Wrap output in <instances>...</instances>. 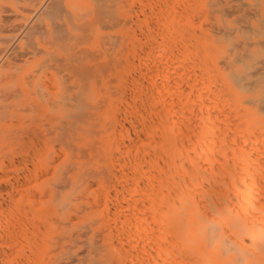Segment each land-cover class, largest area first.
Wrapping results in <instances>:
<instances>
[{
	"label": "rangeland",
	"instance_id": "374dc122",
	"mask_svg": "<svg viewBox=\"0 0 264 264\" xmlns=\"http://www.w3.org/2000/svg\"><path fill=\"white\" fill-rule=\"evenodd\" d=\"M139 1L140 0H117V4L121 6V7H119L117 5L118 6L117 7L118 8L117 9V17L119 19V22L117 21L119 23L118 26H117V24H114L115 22H112V23L110 22V24L108 22L106 24H108L109 27L106 28V26H108V25H103V27H105V28H103V27H100V24H105V23L96 21V22L92 23L91 28H89L87 31H85V35L88 37L90 35V37L87 39L84 38L85 39V40L83 39L84 42H82L80 45H78V47L83 49L84 52L88 53L86 63L94 62V60L101 62V63L105 62L104 64H105L106 70L104 69L103 72H101L97 77H95V78L92 77V82L90 83L91 90L89 89V91L86 93V95H84V97L82 96V99L80 100V102H82L81 105H83L82 106L83 108L82 107L79 108V121L77 122V124H75V127L73 128L74 130L73 129L71 130V137L68 140V142H66V143L64 142V144H62V143L57 142V141L55 142L52 139V142H54V143H51V140L47 143H43L42 138H40L41 139L40 140L39 138L36 137L37 134L35 135L36 138H32V136L29 135L30 140L27 139L25 145H19V148L14 151L13 155L8 154L7 158H3V159L1 158L2 156L0 157V169H1V171L5 172L6 174H8V173L10 174L12 172L11 170L14 171V174L12 172L11 176L10 175L4 176L5 175V173H4V175L2 174L3 178H0V194L2 193L5 195V196L0 195V197H1L0 208H3V210H5V211H3L2 209H0V219L3 217L1 219V222H0V228H2L1 229L2 232L0 231V238H1L0 239V252H1L0 253V264H166V260L165 261L162 260V259H164V257L162 258V255H165V251L168 248L167 246H170L172 244L176 245L177 244L176 240H178L175 237H173V234L171 236L168 235V237H167V236H163V233H162V238L159 237V235H161V232H165V231H163V228L165 226L163 227L161 225L164 220L162 221V223L155 221L158 218V217L156 218V215L158 214V212H157V214H155V211H157L156 210L157 207H158L157 209H159V207L161 206L160 208H162V210L160 212H162L163 217L167 216L170 212V211H168V212L165 211V207H164L162 197H161L163 194V193L161 194V192L165 193L163 195H167V191H168V187L165 188L166 187L165 184L167 185V183L169 182V181H167L169 178L167 177V173L165 172L167 170V167H171V170L175 169L174 173L171 172V174H174V175H176L175 174L176 170L178 172L180 167H181L180 171L184 172L183 175L188 174V172L185 173V171H190L189 168L191 169L193 167L194 168L196 167L195 173H196L197 169L198 170L200 169L198 174L203 173V176L200 175L202 177L199 180H201V182H203V183L207 181V183H205L206 185L205 184L204 185L207 186L206 188H208L207 184H209L210 182L213 183V179L211 178L212 177L211 174L213 173V171L212 172L209 171V173H208L206 170H211V169L213 170V168L218 170L220 166H221L220 168L223 170L222 167L225 168V166L228 165V168H225L227 170H224L226 172L222 173L220 171L218 172V171L214 170L215 171L214 176L220 175V174L225 175L228 172V170L232 168V166L234 168L235 164H236V166L240 165V166L235 168L237 171L234 169L235 170V171H233L234 173L233 172L231 173L230 172L231 170L229 171L232 174L231 176L234 177V179L229 178V175H230L229 173L226 174L224 177L220 176L222 180L224 179V182L222 181L224 183V185H225L226 180L232 179V180H230L231 181L230 183H232V185L228 181H227L228 183L227 182L226 183L229 186L230 190H231V187H235V190L239 192V193L238 192L236 193L234 188H232L233 191L236 193V194H234V192L231 190V192H233L234 195H237L236 198L238 199L239 196H240V198L242 197L241 193H244V192L240 191L242 188L241 187L242 182H241V184L239 183L240 186L238 183H237L238 185L235 184V185H237V188H236V186H233V184L236 183L237 181L240 182L239 180L242 181L243 176H244L243 174H245L243 172H246L245 175H247V171H248L247 168H245V169L239 168V167H244V166H241L242 164L243 165L245 164V166H246L250 162L249 157L247 155H249V153H250V157H252L251 155H253L254 153L258 154V155H256V154L253 155L254 159H255L254 163L259 162L261 160L262 161L264 160V157L262 156L264 153V151H263L264 149L259 150V151L257 150L260 147H262V148L264 147V145L260 146L262 144H258L261 142L264 144V142L261 141V139H264V134H263L264 132H262V134H260L261 131H264L263 130L264 129V109H262V108H264V101H263L264 100V0H194V1L193 0H165V1L164 0H157V1L156 0H142V2H139ZM14 2H15V5H14ZM0 3L3 5H6L8 7L9 6L12 7V6H17V4H20L22 2L21 1H12V0H0ZM93 3H94L93 0H77L75 5H74V10L78 14L79 13L82 14V17H81L82 20H92L93 19V13L91 10H93V6H94ZM138 6L140 8L142 7L143 9H139ZM149 6H150V8H152L151 9L152 11L154 10L155 12H158L157 14H159V15H156L155 12H154L155 14H153L152 11H149L150 8H149V10L147 8ZM158 6H160V7H158ZM158 8H160V9H158ZM147 11L149 12L148 14H147ZM181 12H182V14L180 15ZM133 13H134V15H133ZM144 13L146 14V16ZM150 13H152V15ZM139 14H140V16H139ZM120 15L121 16L125 15V16L121 17ZM143 15L145 17H143V19H142L141 16H143ZM176 15H180L181 19L179 20V16L177 18H175ZM132 16L133 17L135 16V18L139 17L137 23H136L137 18H136V20H134V18ZM123 17H124L125 21L123 20ZM121 19H122V21H121ZM129 19H130V21L132 20L133 22L127 21ZM157 19H159V20L157 21ZM44 20L47 21L48 18L44 17ZM143 20H144V22H143ZM126 21L128 23H126ZM169 21H171L172 23ZM133 23H134V26H132ZM185 24H186L185 29L188 28V30H190L189 31L190 33L189 32L187 33L183 29ZM113 26H115V27L113 28ZM122 26H124L123 28L125 30V31L123 30V32H122V28H121ZM130 26H132L134 28H131ZM177 26H179V27L183 26V28L181 27L179 29V27H177ZM175 27H177V28H175ZM116 28L119 32H116ZM130 28L133 30L130 31ZM182 29L185 31L184 34H183V32H181V31H183ZM191 30H193V33H194V31H196L195 33H196V35H198V38H196L195 41H192V42L189 39V38H191L190 36H188L189 38L186 37L187 34L191 35ZM139 31L143 35L142 38H138L139 37V35H138ZM167 31L168 32L172 31V33H167ZM79 34H82V31L79 30ZM200 34L201 35L203 34L202 37H200ZM129 35L131 37H128ZM163 35H164V38H162V37L160 38V36H163ZM168 35H169V37H168ZM177 35H178V37H177ZM180 35H181V37L184 36V38H186L185 41H182V39H181V41L179 40ZM113 36H115V37H113ZM118 36H121V37H118ZM127 37L131 38V41H134L135 39H137L138 41H136V43H133V42L130 43L129 42L130 39L128 40ZM105 38H107V39H105ZM113 38H116L117 40H119V42L117 40H115V42L117 41V44L115 43L116 45L115 44L113 45V43H112L114 41ZM124 38H126L125 40H126L127 44L125 43L124 46H122V43L124 42ZM147 38H148V40H147ZM151 38H152V40H151ZM166 38L168 41L166 40ZM105 40H107V43ZM155 40H157L156 42L158 44L156 42H154ZM163 40H165L166 42L164 41L165 42L164 43ZM137 42L138 43L141 42L140 44L143 47L140 44H138ZM176 42H178V43H176ZM179 42L181 43L182 46L180 45ZM182 42H184V43H182ZM155 43L157 44V47H156ZM159 43H161V45ZM125 45H126L127 49H125ZM135 45H138V47L134 48ZM128 47H129V49H128ZM166 47L169 49H167ZM176 47L178 49L180 48L179 51L183 50L182 54H179L177 52L178 49H176ZM121 48H122V50H121ZM141 48H142V50H141ZM171 48H172V50H170ZM146 49H148V50H146ZM152 49H154V50H152ZM155 49H157V50H155ZM86 50H88V51H86ZM197 51H201L200 54ZM191 53H192V55H190ZM119 54L121 55V57ZM176 55H178V56H176ZM182 55H183V58L181 59ZM122 56H123V58H122ZM147 56H149V57H147ZM108 57L110 59V63L112 62L111 63L112 65L109 63V59H107ZM196 57H197V59H196ZM171 58H173V59H171ZM192 58L194 61L191 60ZM171 60L174 62H172ZM117 61H118V63H117ZM123 61H124V63H123ZM132 61L135 63H133ZM108 65H109V68H107ZM110 65H111V67H110ZM28 67H29V65H27L24 69L21 70L22 74H26L28 72V70H27ZM201 69H202V71H201ZM208 69H209V71H208ZM211 70H212V72H211ZM165 71H168V72H165ZM252 71H253V73H252ZM68 72H71V71H68ZM68 72L62 71L60 73H57L53 69H48V70L42 71L40 73L39 79H40L41 83L51 84V83H53L54 78L56 76H59V75H62L64 78V81L61 85L53 84L51 86H53V91L56 88H59L58 86H60L61 89L63 88L64 91L61 90L62 91L61 95H63L65 98L64 97L59 98L57 96H51V97L46 98V99H42V98L37 99V101L41 105L46 106L45 108L47 110L46 111L47 114H49L52 117H57L59 114L63 115L65 113H69L70 110L73 108L71 105L73 104L74 100L72 98L70 99V97H72L78 91L79 80L76 77V74L74 72L73 73L75 75L73 76V74H72V76L68 78V76H70V75H68L69 74ZM199 73H200V75H199ZM66 74H67V76H66ZM137 74H139L138 77L140 78V80H138L139 78L137 77ZM191 74H192V76H191ZM141 75L143 76L144 79L142 78ZM207 75H208V77H207ZM215 75H216V77H215ZM168 76H170V78H168ZM200 76H202V77H200ZM176 77L178 80L176 79ZM204 77L208 78L209 80L207 79L205 81ZM198 78H199V80H198ZM239 78H240V80H239ZM211 79H212V81H211ZM173 80H175V81L177 80L176 82H178L179 80H181V81H179L180 83H176V82H173ZM201 80H203L206 84H204V82ZM251 80L253 82L255 81V83L250 84ZM107 81H110V82H107ZM21 82H19L18 84H20ZM141 83L142 84L144 83V84L142 85ZM159 83H160V85H157ZM170 83L173 84L175 87H176V85H178L177 88L171 86L174 88L173 90L175 91V93H173L174 91L171 90L172 88L170 87V85H171ZM187 83L189 84V86ZM213 83L217 84L218 87H220L222 85L221 83H223V86L225 87L223 89H226V92H229L231 95L229 93H225V94H227V97L226 96L224 97L225 94L222 93V91H224V90L221 88L223 86L220 87V89H222V90H219L218 87ZM199 84H200V86H199ZM211 84L213 86H211ZM219 84H221V85L219 86ZM137 85H139V86H137ZM144 85H145V87H144ZM68 86H70V87H68ZM168 86L170 89L168 88ZM215 87H217V88L215 89ZM27 88H28V90H31V87L29 85L27 86ZM211 89H213V91ZM179 90H181V91H179ZM161 91H163V92H161ZM208 91H210V92H208ZM180 92H181V94H180ZM171 93H173V94H171ZM155 94H156V96L158 95L157 97H159V98L155 97ZM176 94H178V95L176 96ZM203 94L204 95L206 94V95L204 96ZM228 94L230 96H232V98L229 96L232 99L230 101L235 100L236 106L241 107L240 109H243L244 112L247 111L248 116H249V112H250V115H252L251 113H253V117H251L253 119H251L249 117L252 120V122L254 120V115H256L255 118H257V119H255L254 121H256V123H258V124H256L255 127H257V126L259 127V125H261L260 126L261 131L257 132L255 130V133L257 132L258 135L254 134L252 136H250V135L246 136L247 131L243 130L245 127H242V126L238 127V128L242 127L243 129L242 128L241 129L235 128V127H237V125L240 122H242V120L244 121L243 118H246L247 115L244 116L243 118H241V116H243V115L239 114L241 110L238 109V107L235 109L240 110L238 113L239 116H237L238 114H237L235 109L234 110L236 112V115H230V113L234 112L232 110V108H234L232 106L234 103L233 104L231 102H230V104L228 103L229 101L226 99V98H228ZM150 95L152 97H150ZM66 98H69V99L66 100ZM190 98H191V101H190ZM224 98L226 99V102H225ZM230 98H228V99H230ZM233 98H234V100H233ZM58 100L59 101L61 100L63 103L62 110L58 109V107L60 105V102ZM171 100H172V102H171ZM173 100H175V101H173ZM209 100L212 102H210ZM217 100H219V101H217ZM199 101H200V103H199ZM223 102L228 104L227 106H230V107L228 108ZM173 103L175 105L179 104L178 105L179 107L177 105L176 106L180 109L182 107H185L187 104L188 105L190 104L188 107L189 110L185 111L183 109L184 110L183 111L181 109V111L185 114H187L186 112H188V113L190 112V113H192V116L190 113H189V116H188V114L186 116L182 115L181 119H183V117H187V116L189 118H185V122L181 121L180 116H179L180 113L177 114L175 112L177 110V108L175 110V108L171 107V104H172V106L174 105ZM185 103H186V105H184ZM182 104L184 106L180 107ZM167 106H168V109L171 107L170 111H168V112L166 111V110H168ZM156 108L161 109V110L160 109L158 110L161 112V114L157 113L158 111L155 112L157 110ZM162 108H165V109H162ZM185 108H187V107H185ZM16 109H17L16 110L17 114H19L22 117L28 116V115L29 116H31V115L37 116L38 115L35 112L32 113V112L28 111L26 108V105L22 106L20 104ZM229 109H231V110L229 111ZM80 110H82V111L80 112ZM164 110L167 113L165 116L169 115L172 110H173L172 113L175 112L174 114H170L173 116H171V117H170V115L167 116V119L169 117L170 122H168L169 119L168 120L166 119L163 121V122H166L168 125L170 123L172 125H174V123L177 124L176 127H174L175 125L173 126L174 128L172 127V125H170V127L169 126L167 127V125H165L166 123L164 124L167 128H169V129L166 128L167 132L169 130H171L172 128H173L172 131L176 130L173 132L172 135H169V136L163 135L164 133L159 132L161 130H165V127L161 123L162 121L160 120V118H162V120L164 118H166V117H164V118L160 117L162 115L164 116V114H165ZM217 110H218V112H217ZM243 110L241 112H243ZM205 111H207V112H205ZM225 113L230 115V116L226 115ZM157 114L159 116H157ZM155 115H156V117H155ZM38 116L40 118H44L41 115H38ZM174 116L176 119H179L180 122H179V120H176V119L173 120ZM236 116H237V119L239 117L238 124H237V119L235 120ZM225 117H228V118L226 119ZM205 118H207V119H205ZM229 118H231V119H229ZM153 119H156L159 122L154 121ZM234 120L236 122V125L233 126V124L235 123ZM172 121L173 122L175 121V122L172 123ZM195 121L198 122V124H196ZM246 121H247V119H246ZM249 122L250 123H248V124H249L250 128H252V126L255 125V122H253V123H251V121H249ZM153 123H155V124L158 123L157 125H159L161 123L163 125L164 129L162 127V129L158 131L163 136H160L156 132L158 129H160L158 127L159 126L161 127L162 125L156 126ZM207 123H209V124H207ZM226 123H228L229 126ZM244 123H245V121L243 122V125H244ZM152 124L156 127H154ZM195 124L199 125V126H196ZM222 124H224V125H222ZM230 124H232V125H230ZM146 125H148V126H146ZM151 125L154 128L153 129L150 128V129L152 131L154 130V133L156 132L155 135L160 136V137L154 136V133L148 128V127H151ZM207 125H208V127L214 126L212 128V131L215 133V132H217L216 130H220L217 132V134L220 132L222 135L218 141L217 139L219 137L217 138L216 137L217 134L215 135L212 132V137L215 135L214 139L217 138L216 140H217L218 144L213 138H212V140H214V145H216V147H214V148L216 150H218L217 151V153L219 152L218 154L217 153L214 154L215 152L213 151L214 150L213 147L211 149L209 146H208V148H207V146H205V145L210 144L209 141L212 142V140H210L211 136L209 137V135H207L208 133H211L210 131L209 132L206 131L207 133L203 134V132L205 133V130L203 131V128L207 127ZM216 125L217 126L220 125L221 127L222 126L223 127L228 126L229 128L231 127V130L230 129H228V130H230L234 133H237L238 131L242 130L239 132V134L240 133L242 134V132L246 131L245 132L246 134H243L242 136L241 135L240 136L235 135L237 137H235L234 135L227 137L228 135L225 134L226 131H227L226 133H229V135L234 134V133H232L230 131L228 132L227 129L225 131L223 130L224 131L223 132L221 130L223 128H220V126L218 128ZM239 125H241V124H239ZM193 126L195 127V129H197L196 127H198V130H199V128H201L200 126H202L201 130L199 131L200 133L203 131L201 133L202 136H201V134H199L200 136L196 137V135H198V133H196V130L194 132L191 131V130H194ZM249 126H247L248 129H249ZM128 127H129V129H128ZM208 127L206 128V130L209 129ZM255 127L252 128V130L255 129ZM258 127L256 129H258ZM147 128L149 130H147ZM186 128H187V130H186ZM215 128H217V129H215ZM234 128H235V130H234ZM146 130L149 132L151 131L152 133H148ZM73 131H74V134H73ZM145 131L147 132L146 133L147 137L149 136L151 138L144 137V136H146V134H144ZM162 132H165V131H162ZM176 132H178V133H176ZM250 132L254 133L252 131H250ZM168 133H170V132H168ZM223 133L225 134V136L223 135ZM73 135H74V137H76V139L73 138ZM186 135H188V136H186ZM204 135L208 136L209 141H207L208 140L207 136H205L206 138L203 137ZM218 135H220V134H218ZM261 135H263V136L261 137ZM126 136H127V138H126ZM167 136H168V138L171 136H176L177 138H180V139H178L179 142L176 141L177 140L176 137H175L176 140H174V138H172L173 140L168 139L171 143L170 146H166L168 150L171 147L173 149L174 144L177 146V148H180L179 146L181 145V147L183 149H185V151L187 153H190V156H191L192 154L194 155L197 153L198 150H196V149H198V148L202 149L205 146L207 148V150L211 149L210 151H212V152L208 151L209 154H208L207 150H205V148H204L205 151H203V152H199L201 150L198 151L204 157H206V158H203V161H206V164L201 163L200 160H202L201 159L202 155H200L199 153H198V156H196L198 158H196L195 156L192 155L193 158L191 159L192 156L191 157L189 155L187 156V153L185 151H183V149L181 148V150H179V152H180L179 155L181 157L185 156V157H187V159H190V161H192L194 159H195V161H196V159H200L198 163L196 162L199 165H196V163L194 162L192 167H189L188 165H191V162L186 159L185 161H187V162L189 161V163L186 162L187 163L186 164L184 162V164H183V162H182L183 160H181L182 158L177 155L176 159L179 160L178 158H180L182 164L179 163L178 165L176 164L174 166L173 163H171L172 158L171 159L169 158L170 150H169L168 156H166V153L162 152L163 148L165 147L163 144L164 143L163 140L167 139V138H165ZM223 136H224V140L222 139ZM253 136H254V138H253ZM128 137L130 139H128ZM192 137H194V138H192ZM226 137H227V139L232 137V139L231 140L228 139L229 142H227ZM245 137H247V138H245ZM260 137H261V139H259ZM158 138H160V140ZM162 138H164V139H162ZM197 138H200V139H197ZM237 138H238V140H237ZM35 139H36V141L39 140V142L38 141L37 142H38V144H41L42 146L37 145V142L35 143ZM153 139H154V141H153ZM155 139H157V141L158 140L159 141L162 140V141L159 143V141L157 142V141H155ZM194 139L198 140L197 141L198 143L201 142L199 140H203V141L209 142V143L203 144L204 145L203 146L202 143H205V142L202 141L200 143V145H199L200 147H199L197 145L196 140H194ZM247 139L249 141H247ZM255 139L257 141L252 142V141H255ZM33 140H34L35 144L33 143ZM134 140H136L137 142ZM193 140H194V142H193ZM220 140H221V142H220ZM28 141L31 143V145L29 144ZM69 141L72 144V145L70 144L71 148L69 146ZM117 141H120V142H117ZM172 141H173V144H172ZM174 141H175V143H174ZM223 141H225L226 142L225 144H227V145L223 144ZM231 141L232 142L234 141V142L232 143ZM182 142L184 145L182 144ZM219 142L223 144V145L220 144V146L222 148L223 147L226 148L229 144L231 145V146L229 145L230 149L228 148L227 149L228 151L226 150L227 152L225 150L222 151L224 154V157L230 155V154L226 155V153H231L232 151H233L234 155H233V153H231L230 157L228 156V158L226 157L224 159L223 154L220 152V150L222 148L218 146ZM240 142H242L243 144L247 143L248 145L246 144L243 146H245V147L248 146V147H246V148L242 147V144H240ZM248 142H252V143H248ZM236 143H239V144H236ZM255 144L256 145L258 144V145L256 146ZM28 145L30 147H32L34 145L36 146V147H32L35 150V151L33 150L35 153H36V148H38L37 146H41L42 151H40L41 147L39 148L38 151H40L42 154L39 153L38 154L39 157H35L34 152L31 151L32 148H31V150H29L30 148ZM250 145H254L255 147L254 146L250 147ZM23 146H24V149L22 151L21 148H23ZM27 146H28V148H27ZM122 146H123V148H122ZM143 146H145V147H143ZM233 146L234 147L236 146L237 148L233 149L232 148ZM239 146H240V148H239ZM258 146H260V147H258ZM141 147H143L145 150L143 148L141 149ZM168 147H170V148H168ZM218 147L220 148V150L218 149ZM252 147H254V148L258 147L256 149L257 151L253 152L255 150H251ZM26 148L29 151L26 150V152H24ZM242 148H243V150H246V151L248 148H250L249 149L250 152H247V154L245 152L246 156H244V151L240 154L237 152H234V151L241 152L239 150H241ZM137 150H138V152H137ZM139 150L141 152H139ZM175 150H174V152H175ZM191 150L195 151V153L192 152ZM30 151H31V155L29 153ZM260 151L261 152L263 151L262 154L260 153ZM156 152H158V153H156ZM179 152L176 151V153H179ZM257 152H259L261 154V156H259L260 154ZM137 153H138V155L141 156L142 162L145 161L148 164L149 168L152 166L150 168V172L152 171L151 173H152V175H154L153 177L151 176V174H149L150 172H148L145 168L147 166V164H145L146 166H144V164L142 162H140V163L138 162L139 165L141 164V166H142V167L139 166V168H138V166H137L138 163L136 162V158L138 157ZM181 153L183 154V156L181 155ZM237 154H238V156L240 155L239 158L235 157V155H237ZM26 155H27V157H26ZM208 155H211V157ZM217 155H220V157H221L220 161H222V160L227 161V159H228V161L231 160V161H229L231 166L229 165L228 161L226 163L227 165L224 163V161L221 162L222 165H220V163H219V165H215L216 163L218 164V162H215L214 164H212L211 162L215 161L219 157V156L215 157ZM21 156H25V157H23V159H21ZM32 156H34L33 158L36 161H34L32 159ZM135 156H136V158H134ZM173 156H175V154ZM207 156L209 158L214 159V160L211 162H208L207 160H209V158ZM231 156H232V159H231ZM243 156L245 158H243ZM255 156H257V157H255ZM166 157H167V159H169V161H167V159H165ZM220 157L218 159H220ZM240 157H241V159H240ZM247 157H248V160H247L248 163H245V161H244V163H241V162H243L244 159L246 160ZM24 158L25 159L29 158V160L23 161ZM141 158L139 157V161ZM252 158H250V159H252ZM143 159H144V161H143ZM173 159H174V157H173ZM176 159L174 161H177ZM204 159H206V160H204ZM233 159L234 160L236 159V161L239 159L237 161V162H239V164L237 165V162L235 163V161ZM30 160L33 162H31ZM232 160L234 161L233 165H232ZM240 160H241V162H240ZM6 161L10 164L9 166L6 165ZM21 161L27 162L29 164L23 163V165H22ZM30 162L33 163L34 165H32ZM132 162H134L137 167L134 165V163L132 164ZM261 162L256 163L257 167L253 163L255 165V168L252 167L253 164L252 165L250 164L251 166L249 164L247 165L248 167L249 166L251 167L250 168L251 170L249 169L250 172L252 171V169L254 171V169L259 170L261 168V170H259V171L255 170L257 174H255L254 178L252 176V175H254L253 171H252L251 175L248 173L249 176H244L245 177L244 182L245 181L248 182V180H249V178H251V176H252V178L250 179V181L255 180L256 176H257V179L260 176L261 177L264 176V175H262V172L264 171V169H263L264 166H262V165H264V163L262 162V164H260ZM177 163H178V161H177ZM24 164H25V166H24ZM30 164L32 167L34 166V169H32V167L31 168L29 167ZM204 164L206 167H208L212 164L211 165L212 167L210 166L211 169H210V167L208 169L205 168ZM224 164H225V166H223ZM133 165L136 167L135 169H134ZM179 165H181V166H179ZM182 165L187 166V168L182 166ZM200 165L204 166V168L206 170ZM143 166H144V168H143ZM198 166H200V167H198ZM215 166H216V168H215ZM19 167H21V168H19ZM24 167H25V172L23 170ZM121 167L124 169H122ZM176 167H178V169ZM17 168L22 169V170H18ZM233 168H232V170H233ZM14 169L17 171H15ZM26 169H27V171H26ZM151 169H154L155 171H153ZM162 169L165 171H163ZM262 169H263V171H262ZM6 170H8V171L6 172ZM9 170L11 172H9ZM132 170L133 171L135 170L134 171L136 173L135 175H138L140 180H141V177L143 176L144 183H146L144 186L145 190H146V187H148V183L151 182V181L150 182L148 181V180H150V176H151V179H153V178L155 179V180L154 179L153 180L156 182V185H157V183H158V185L154 186L155 183H152V182H154V181H152L151 182L152 184L150 183L151 187L149 186L148 189H151L153 187L152 189H154V190H152V192H150V193L148 192V194H146V191L143 188L144 183L142 184L143 181L142 180H141L142 182L139 181V179L137 178L138 176L136 177L137 179L135 178V176H132V175H134L133 174L134 172ZM19 171L21 173L23 172L22 173L23 176H21V173H19ZM127 171L129 173H127ZM16 172H18L20 175L18 176V174ZM28 172L31 174H28ZM156 172H157V174H160V175L162 173V175H161L162 177L158 178L157 174H156L157 177H155L156 175L154 173H156ZM191 172L193 173L192 170H191ZM237 172L242 173V174L239 173V175H243L242 179H241V177L237 178V174H238ZM144 174H146V175H144ZM204 174H207V176H209V177H207ZM12 175H16L17 179H14L15 177ZM147 175L148 176L150 175V176L148 177ZM179 175H180V173H179ZM176 176L178 177V179L176 180L177 181L176 183H178V182L180 183L181 180L178 181L180 176H178V174ZM181 176H182V174H181ZM188 176H186V178ZM200 176L195 175L194 178L191 176L192 177L191 179L196 180V177H200ZM131 177L136 179V180H134V179L132 180ZM144 177H146L148 179H146ZM183 177L185 180V176H183ZM226 177H228L229 179H226ZM24 178H25V181H29V182L26 183L24 181ZM29 178H30V180H28ZM156 178H158L160 181H156V180H158ZM207 178H208V180L209 179L211 180V181L209 180V183H208V180H206ZM236 179H238V180H236ZM259 179L257 181L255 180L257 183L255 181H253L256 183V185H254L255 183H248V186L252 184V185H254L253 186L254 188L251 186L249 188H246V187L242 188L243 191L247 190L248 191L247 193H250V194H253V191H254V190L252 191L251 188L255 189L254 194L256 193L255 196H257V197L252 195L250 198L249 194H243L244 197L249 195V196H247V200H246V198L243 197L244 199L243 198L238 199L241 201H238V200L236 201V198H234V201H233L231 199L232 194L229 191V189L227 188L228 191L224 190L227 186L226 187L224 186L225 188L223 189V187H222L221 189H223L225 193L227 191L228 192L227 194H229V192H230L231 197H230V195L226 196L227 194L225 195V197H226V199H228V197H230L229 199L232 200L234 203L232 201L231 202L233 204L231 202L230 203L227 202V203L229 204V206L232 204L231 208L233 210L236 211V209H238L240 211L239 214H238L239 211H236V213L239 215V217L241 219L244 218L245 216H247L248 224L251 222H257L263 226L264 224H263V222H261L263 218L260 216L264 215V211H262L264 209L263 208L264 207V201H262V200H264V194H262L263 193L262 192V190H263L262 185H264V180H259ZM12 180L13 181L15 180V182H16V180H18V181L16 183L15 182L13 183ZM20 180H23L25 182V184L23 181H21L20 183L22 185H20V183H19ZM169 180L171 181V179H169ZM184 180H182V183L180 184V186L184 183L183 182ZM204 180H206V181H204ZM10 181H11V183H10ZM113 181L116 183H114ZM233 181H235V182L233 183ZM258 181H259V183H258ZM159 182H160V184L162 182L165 187L161 186L162 184L159 185ZM173 182H171V183H173ZM185 182L187 183V180ZM189 182H188V184H189ZM261 182H263V184H261ZM117 183L120 185H118ZM169 183H168V185L170 187L171 183L170 184ZM186 183H184V184H186ZM192 183H190V185ZM199 183L200 182L196 183L194 181V185L190 186L191 189H190V187L188 188V193H189L190 197L193 199L195 197L199 196V194H200L198 191V188L201 189L202 186L204 188V185H202L201 183L199 184ZM17 184H18V186H17ZM257 184L258 185L260 184L259 185L260 187ZM13 185H14V187H12ZM141 185H142V187H141ZM214 185H209V187H211V190H212V186H214ZM158 186H160L163 191H160V193L157 194L158 196H155L156 194H153V193L159 192L160 188ZM215 186H217V184ZM244 186H246V185H244ZM139 187L142 190H144L145 192L143 193ZM154 187H156L157 191L155 190ZM192 187L194 190L192 189ZM239 187H241V188L239 189ZM163 188H165V190ZM258 188L259 189L262 188V190L261 189L259 190ZM28 189L31 191H29V193L25 192L26 196L23 195V197H22V194H24V193H20V192H23L24 190L27 191ZM215 189H216V187H215ZM12 190L16 194V196L13 195L15 198H13V197L11 198V196H12L11 193L13 192ZM189 190H190V192H189ZM217 190H219V189L217 188L216 191ZM249 190H251L252 192H250ZM149 191H151V190H149ZM200 191H202V190H200ZM256 191H258V192H256ZM141 192H142V195L143 194H145L146 196L148 195L149 199H147L148 197H145V195L143 198V196H141ZM213 192H214V190H213ZM115 193H117V194H115ZM197 193H199V194L197 195ZM217 193H221V192L218 191ZM257 193L261 194L262 196L257 195ZM137 194H139L138 197H137ZM238 194H240V195H238ZM8 195H10V196H8ZM111 197H112V199H111ZM154 197H156V199H158L162 203L157 202V200L155 201L157 203L152 202L151 200L155 199ZM137 198L143 202L142 203L140 201L138 202ZM254 198L256 200H252ZM9 199H10V201H9ZM144 199H145V201H144ZM166 199H167V197H166ZM166 199H165V201H166ZM248 199H249V204L251 203V205H253V206H250L249 204H247V202H245V201H248ZM7 200L11 204L9 207L12 206L13 208H9V207L7 208V205H9ZM149 200L151 201V206L148 205ZM230 200H226V201H230ZM242 200H245V201H242ZM250 200H251V202H250ZM252 201H254V204L252 203ZM255 201L258 202L259 205H257V203ZM236 202H240L241 204L245 203L242 205L243 206L245 205L243 208H246V209H244L246 211L242 210V207L236 208L237 207ZM15 203L18 206L15 205ZM143 203H144V205H143ZM140 204H142L144 206V208H145V204H146V209H142L143 206L142 207L139 206ZM233 205H235V206L233 207ZM246 205L250 206V208L255 207L254 205H257L256 211L254 209H251L252 211L249 212L250 209ZM260 205L262 206L261 209L259 208ZM117 206H119L120 209ZM148 206H150V207H148ZM154 206H157L155 208V210H153ZM25 207L31 208L32 211H31V209H28V208H26V210H24ZM138 207H141V208H138ZM151 207H153V208L150 209ZM20 208H22V209H20ZM147 208H148V210H147ZM163 208H164V211H163ZM247 208L249 210H247ZM11 209H12V211H11ZM46 209H47V211H46ZM257 209H259V210L257 211ZM41 210H43V211H41ZM48 210H50V211H48ZM149 210L151 211V213L153 211V215L149 212ZM260 210L263 212V214H262V212L261 213L259 212ZM255 212H257L258 215H259V213L262 215L258 216L257 214L256 215L253 214ZM172 214L170 213L169 216ZM175 214H174V216L172 215V217H170L171 222L173 221L172 220L173 218H175V217L177 218L178 215L177 214L175 215ZM185 214L186 215H184V218H185V222H186V220L189 221L188 219L190 216V212L185 211ZM162 216L160 214L161 219H163ZM259 217L261 219L260 222H258V220L256 221V219L257 218L259 219ZM160 218H158V219H160ZM176 218L174 219L175 221H176ZM164 219H166V218H164ZM120 220H121V222H119ZM143 220L145 223L143 222ZM168 220L166 222L164 221L165 224L170 222ZM7 221H8V223H7ZM175 221H173V222H175ZM137 222H138V224H137ZM154 222L155 223L158 222L157 224H160L158 226L160 227L161 231L159 229H156V227H154L157 225V224L155 225ZM120 223H123V224H120ZM125 224H126L127 228H126ZM186 224L188 225V222H186ZM163 225H164V223H163ZM14 226H16V227H14ZM167 226H169V224ZM5 227H7V228H5ZM141 227H143L142 230H140ZM112 228H114V229H112ZM187 229L188 228L186 227L185 230L187 231ZM113 230H114V233H113ZM152 232H154V233H152ZM168 234H170V232ZM114 235H116V236H114ZM164 235H166V234H164ZM186 235H188V231L186 232ZM174 236H176V235L174 234ZM15 237H16V239L18 238V240H16ZM144 237H145V240H144ZM172 237H173V239L175 238L176 242L172 239ZM141 239H143V240H141ZM171 239L175 243H172L173 241ZM167 240L172 241V242H168V244L169 243L170 244L166 245L165 242ZM178 242H180V241H178ZM11 243H13L14 247L12 246ZM173 245L171 247H173ZM176 247L177 246H175V248ZM164 248H165V251H164ZM175 248H172L169 253L167 252V251H169V249L166 251V254L168 253L170 255L171 254L174 255V256L172 255L171 257L169 255V258L167 257L170 261H171L172 257H175L178 254L180 256L181 261L184 262V258H185L186 261L189 260L188 263L187 262H185V263L194 264L193 262L192 263L190 262L191 259L187 260V257L189 254L186 257L184 252L181 251L182 254L185 255V257H184L180 253L179 250L180 249L182 250V248H179V250H177V251H176L177 248L176 249ZM117 249H119V250H117ZM173 249H175V250H173ZM184 249H183V251H185ZM188 249H189V247H188ZM120 250H121V253H120ZM161 250H163L162 251L163 253H161ZM138 251H139V253H138ZM174 251H176L175 254L177 252L178 253L175 255ZM188 253H190V252H188ZM140 254H142V255H140ZM128 256H130V257H128ZM179 256H176L175 259L177 260L179 258ZM189 256H190L189 258H191V255H189ZM165 258H166V256H165ZM169 260H167V262ZM172 261H173V259H172ZM177 261H176V263H175V261H173L172 264L173 263L174 264H178V263L182 264L183 263L181 261H178V262ZM171 262H169V263L171 264ZM185 263H183V264H185Z\"/></svg>",
	"mask_w": 264,
	"mask_h": 264
},
{
	"label": "bare ground",
	"instance_id": "6f19581e",
	"mask_svg": "<svg viewBox=\"0 0 264 264\" xmlns=\"http://www.w3.org/2000/svg\"><path fill=\"white\" fill-rule=\"evenodd\" d=\"M12 1H21L22 3H20V4H17V6H12V7H8V6H6V5H3V4H1L0 3V157L3 159V158H7V155L9 154V155H13V153H14V151L16 150V149H18L19 148V145H25L26 144V140L27 139H29L30 140V136L29 135H31L32 136V138H42V142L43 143H47V142H49L50 140H51V143H54V142H52V139L56 142H60V143H62V144H64V142L66 143V142H68V140L70 139V137H71V130L75 127V124H77V122L79 121V108H81L83 105H81L82 104V102H80V100L82 99V96L84 97V95H86V93L89 91V89L91 90V85H90V83L92 82V77H97L101 72H103V70L106 68L105 67V62L103 63H101V62H98V61H95L94 60V62H89V63H86V61H87V56H88V53H86V52H84L83 51V49H81V48H79L78 47V45H80L82 42H84V40L85 39H87V38H89L90 37V35H89V37L88 36H86L85 35V31H87L89 28H91V25H92V23H94V22H96V21H98V22H104L105 24H100V27H103V25H108V24H106V23H108L109 22V24H110V22L112 23V22H115L114 24H117V26L119 25V19H118V17H117V7L119 6V7H121L120 5H118L117 4V0H93L94 1V3H93V10H91L92 11V13H93V19L92 20H82L81 19V17H82V14H78L77 12H75V10H74V5H75V3H76V1L77 0H12ZM157 1V0H156ZM155 1V2H156ZM165 1V0H164ZM194 1V0H193ZM124 2V1H123ZM139 2H142V0H140ZM158 3V2H157ZM14 5H15V2H14ZM118 5V6H117ZM156 6V5H155ZM154 6V7H155ZM162 6V5H161ZM158 7H160V6H158ZM138 8L139 9H143L142 7L140 8L139 6H138ZM148 8V10H149V8H150V6L149 7H147ZM152 8H150V10L149 11H152L151 10ZM158 9H160V8H158ZM133 10V9H132ZM131 10V11H132ZM135 10V9H134ZM138 11V10H137ZM158 11V10H157ZM155 11L153 10L152 11V13L153 14H155L156 13V15H159V14H157L158 12H155ZM139 13V12H138ZM149 12L147 11V14H148ZM152 13H150L151 15H152ZM179 13V12H178ZM145 14V13H144ZM182 14V12L180 13V15ZM133 15H134V13H133ZM180 15H176V17L175 18H177L178 16H179V20L181 19V17H180ZM187 15V14H186ZM121 16V15H120ZM122 16H125V15H122ZM121 16V17H122ZM139 16H140V14H139ZM145 16H146V14H145ZM144 15L143 16H141L142 17V19H143V17H145ZM44 17H47L48 18V20L46 21V20H44ZM130 17V16H129ZM133 17V16H132ZM156 17V16H155ZM128 18V17H127ZM134 18V20H136V18H137V20H136V23H137V21H138V18L139 17H136L135 18V16L133 17ZM174 18V19H175ZM154 19V18H153ZM184 19V18H183ZM123 20H124V17H123ZM150 20V19H149ZM152 20V19H151ZM159 19H157V21H158ZM118 21V22H117ZM121 21H122V19H121ZM125 21V20H124ZM127 21H130V19L129 20H127ZM126 21V23H128ZM117 22V23H116ZM130 22H133L132 20L130 21ZM135 22V21H134ZM143 22H144V20H143ZM169 22H171V21H169ZM121 23V22H120ZM125 23V24H126ZM172 23V22H171ZM122 24V23H121ZM132 24V23H131ZM170 24V23H169ZM112 25V24H111ZM116 26V25H115ZM115 26H113V28L115 27ZM116 26V27H117ZM132 26H134V23H133V25ZM132 26H130L131 28H134V27H132ZM173 26V25H172ZM107 27H109V25L108 26H106V28ZM120 27V26H119ZM124 26H122L121 28H122V32H123V30H124V28H123ZM177 27H179V26H177ZM177 27H175V28H177ZM182 28H183V26H181ZM181 27H179V29L181 28ZM185 27H186V24H185V26H184V30L188 33L190 30H188V28L187 29H185ZM103 28H105V27H103ZM130 28V31H132L133 29H131ZM174 28V29H175ZM119 29V28H118ZM173 29V30H174ZM182 29V30H183ZM79 30L80 31H82V34H79ZM120 30V29H119ZM127 30V29H126ZM181 31V32H183V34L185 33V31ZM188 30V31H187ZM196 30V29H195ZM125 31V30H124ZM144 31V30H143ZM176 31V30H175ZM116 32H119L118 30H117V28H116ZM127 32V31H126ZM148 32V31H147ZM150 32V31H149ZM179 32V31H178ZM180 32V33H181ZM196 31H194V33H193V30H191V35H188L187 34V36L186 37H188V36H190L191 38H189L190 40H191V42L192 41H195V39L196 38H198V35H196V33H195ZM199 32V31H198ZM128 33V32H127ZM131 33V32H130ZM167 33H172V31L171 32H168L167 31ZM175 33V32H174ZM190 33V32H189ZM147 34V33H146ZM177 34V33H176ZM193 34V35H192ZM198 34V33H197ZM131 35V34H130ZM128 36V37H131V36ZM139 37L138 38H142V34L140 33V31H139ZM175 35V34H174ZM186 35V34H185ZM197 37H196V36ZM203 35V34H202ZM202 35L200 34V37H202ZM86 36V37H85ZM124 36V35H123ZM95 37V36H94ZM113 37H115V36H113ZM118 37H121V36H118ZM127 37V38H128ZM159 37V36H158ZM157 37V38H158ZM164 38V35L163 36H160V38ZM168 37H169V35H168ZM174 37V36H173ZM177 37H178V35H177ZM180 37V41H181V39H182V41H185V39L186 38H184V36H182L181 37V35L179 36ZM85 38V39H84ZM187 38V39H188ZM194 38V39H193ZM84 39V40H83ZM105 39H107V38H105ZM114 39V41L112 42L113 43V45L116 43L117 44V41L119 42V40H117L116 38H113ZM126 38H124V42L122 43V46H124V44L126 43V40H125ZM130 39V40H129ZM159 39V38H158ZM193 39V40H192ZM202 39V38H201ZM83 40V41H82ZM112 40V39H111ZM115 40H117L116 42H115ZM128 40H129V42L131 43V42H133V43H136V41H138L137 39H135L134 41H131V38H128ZM146 40V39H145ZM147 40H148V38H147ZM151 40H152V38H151ZM166 40H167V38H166ZM175 40V39H174ZM198 40V39H197ZM106 41V43H107V40H105ZM157 40H155L154 42H156ZM165 40H163V42H164ZM168 41V40H167ZM166 42V41H165ZM164 42V43H165ZM138 43V42H137ZM141 42H139L138 44H140ZM143 43V42H142ZM157 43V42H156ZM155 43V45H156V47H157V44ZM175 43V42H174ZM176 43H178V42H176ZM180 43V42H179ZM182 43H184V42H182ZM194 43V42H193ZM115 44V45H116ZM119 44V43H118ZM127 44V43H126ZM160 45H161V43H159ZM163 44V43H162ZM263 44V43H262ZM141 45V44H140ZM139 45V46H140ZM180 45H181V43H180ZM184 45V44H183ZM133 46V45H132ZM136 46V47H135ZM134 46V48H137L138 47V45H135ZM142 46V45H141ZM182 46V45H181ZM112 47V46H111ZM110 47V48H111ZM116 47V46H115ZM121 47V46H120ZM131 47V46H130ZM143 47V46H142ZM159 48V47H158ZM167 48V47H166ZM183 48V47H182ZM125 49H127L126 48V45H125ZM128 49H129V47H128ZM131 49V48H130ZM167 49H169V48H167ZM175 49V48H174ZM176 49H178L177 47H176ZM180 49V48H179ZM179 49L177 50V52L179 53V54H182V51H179ZM199 49V48H198ZM89 50V49H88ZM88 50H86V51H88ZM114 50V49H113ZM121 50H122V48H121ZM134 50V49H133ZM141 50H142V48H141ZM146 50H148V49H146ZM152 50H154V49H152ZM155 50H157V49H155ZM162 50V49H161ZM170 50H172V48L170 49ZM201 50V49H200ZM209 50V49H208ZM227 50V49H226ZM90 51V50H89ZM185 51V50H184ZM224 51V50H223ZM171 52V51H170ZM199 54H200V52L201 51H197ZM119 53V52H118ZM131 53V52H130ZM220 53V52H219ZM94 54V53H93ZM145 54V53H144ZM156 54V53H155ZM167 54V53H166ZM177 54V53H176ZM120 55V54H119ZM165 55V54H164ZM175 55V54H174ZM190 55H192V53L190 54ZM189 55V56H190ZM197 55V54H196ZM94 56V55H93ZM99 56V55H98ZM109 56V55H108ZM176 56H178V55H176ZM198 56V55H197ZM120 57H121V55H120ZM147 57H149V56H147ZM146 57V58H147ZM168 57V56H167ZM170 57V56H169ZM188 57V56H187ZM193 57V56H192ZM113 58V57H112ZM122 58H123V56H122ZM131 58V57H130ZM141 58V57H140ZM178 58V57H177ZM183 58V55H182V57H181V59ZM194 58V57H193ZM193 58L191 59V60H193ZM107 59H109V57L107 58ZM142 59V58H141ZM145 59V58H144ZM155 59V58H154ZM171 59H173V58H171ZM180 59V58H179ZM196 59H197V57H196ZM195 59V60H196ZM137 60V59H136ZM114 61V60H113ZM172 61V60H171ZM194 61V60H193ZM198 61V60H197ZM201 61V60H200ZM244 61V60H243ZM108 62V61H107ZM116 62V61H115ZM126 62V61H125ZM133 62V61H132ZM163 62V61H162ZM172 62H174V61H172ZM178 62V61H177ZM176 62V63H177ZM242 62V61H241ZM109 63H110V59H109ZM112 63V62H111ZM110 63V64H111ZM117 63H118V61H117ZM123 63H124V61H123ZM133 63H135V62H133ZM195 63V62H194ZM107 64V63H106ZM120 64V63H119ZM27 65H29V67L27 68V70H28V72L26 73V74H22V72H21V70L22 69H24ZM112 65V64H111ZM111 65H110V67H111ZM162 65V64H161ZM133 66V65H132ZM141 66V65H140ZM151 67V66H150ZM156 67V66H155ZM207 67V66H206ZM107 68H109V65L107 66ZM198 68V67H197ZM201 68V67H200ZM204 68V67H203ZM208 68V67H207ZM206 68V69H207ZM48 69H53L54 71H56L57 73H60V72H62V71H66V72H68V71H71V72H68L69 74L68 75H70V76H68V78L69 77H71L72 76V74H73V76L76 74V77L78 78V80H79V84H78V91L72 96V97H70V99L72 98L73 100H74V102H73V104L71 105L73 108L70 110V112L69 113H65V114H63V115H61V114H59L57 117H52V116H50L49 114H47V110H46V106H43V105H41L38 101H37V99L38 98H42V99H46V98H49V97H51V96H57V97H59V98H63L64 96L63 95H61V93H62V91H64V89L62 88L61 89V87L60 86H58L59 88H56L54 91H53V86H51V85H53V84H55V85H61L62 83H63V81H64V78H63V76L62 75H59V76H56L55 78H54V81H53V83H51V84H48V83H41L40 82V73L42 72V71H46V70H48ZM205 69V70H206ZM211 69V68H210ZM256 69V68H255ZM106 70V69H105ZM162 70V69H161ZM142 71V70H141ZM197 71V70H196ZM201 71H202V69H201ZM208 71H209V69H208ZM214 71V70H213ZM75 74H74V73ZM157 72V71H156ZM161 72V71H160ZM165 72H168V71H165ZM211 72H212V70H211ZM210 72V73H211ZM71 73V74H70ZM252 73H253V71H252ZM140 74V73H139ZM139 74H137V77H138V75ZM166 74V73H165ZM189 74V73H188ZM169 75V74H168ZM199 75H200V73H199ZM206 75V74H205ZM253 75V74H252ZM66 76H67V74H66ZM142 76V75H141ZM140 76V77H141ZM172 76V75H171ZM190 76V75H189ZM191 76H192V74H191ZM196 76V75H195ZM210 76V75H209ZM197 77V76H196ZM200 77H202V76H200ZM207 77H208V75H207ZM215 77H216V75H215ZM139 78V77H138ZM142 78H143V76H142ZM168 78H170V76H168ZM179 78V77H178ZM195 78V77H194ZM205 78V77H204ZM212 78V77H211ZM241 78V77H240ZM240 78H239V80H240ZM66 79V78H65ZM98 79V78H97ZM144 79V78H143ZM176 79H177V77H176ZM208 78H205V81L207 80ZM256 79V78H255ZM68 80V79H67ZM138 80H140V78L138 79ZM165 80V79H164ZM171 80V79H170ZM178 80V79H177ZM176 80V81H177ZM185 80V79H184ZM194 80V79H193ZM198 80H199V78H198ZM209 80V79H208ZM215 80V79H214ZM22 81V82H21ZM137 81V80H136ZM147 81V80H146ZM175 80H173V82H176ZM179 81H181V80H179ZM176 82V83H180V82ZM186 81V80H185ZM195 81V80H194ZM201 81H203V80H201ZM211 81H212V79H211ZM19 82H21L20 84H18ZM107 82H110V81H107ZM143 82V81H142ZM165 82V81H164ZM198 82V81H197ZM204 82V81H203ZM210 82V81H209ZM215 82V81H214ZM136 83V82H135ZM163 83V82H162ZM172 83V82H171ZM170 83V84H171ZM186 83V82H185ZM200 83V82H199ZM252 83H255V81L253 82L252 80H251V82H250V84H252ZM142 84V83H141ZM140 84V85H141ZM144 84V83H143ZM142 84V85H143ZM175 84V83H174ZM188 84V83H187ZM194 84V83H193ZM201 84V83H200ZM200 84H199V86H200ZM204 84H206L205 82H204ZM213 84H215V83H213ZM222 84V85H221ZM221 84H219V86L221 85V86H223V83H221ZM249 84V83H248ZM30 86L31 87V90H28V88H27V86ZM141 85V86H142ZM147 85V84H146ZM157 85H160V83L159 84H157ZM167 85V84H166ZM182 85V84H181ZM195 85V84H194ZM216 86H217V84H215ZM88 86V87H87ZM137 86H139V85H137ZM149 86V85H148ZM171 86H173V87H175L173 84H171L170 85V87ZM188 86H189V84H188ZM187 86V87H188ZM193 86V85H192ZM205 86V85H204ZM211 86H213L212 84H211ZM220 86V87H221ZM68 87H70V86H68ZM144 87H145V85H144ZM167 87V86H166ZM173 87H171L172 89L171 90H173L174 88ZM178 87V85H176V87L175 88H177ZM195 87V86H194ZM198 87V86H197ZM218 87V86H217ZM217 87H215V89L217 88ZM220 87H218V89L219 90H222L223 88H225L224 86L223 87H221L222 89H220ZM168 88H169V86H168ZM192 88V87H191ZM212 88V87H211ZM67 89V88H66ZM170 89V88H169ZM184 89V88H183ZM214 89V88H213ZM213 89H211L212 91H213ZM62 90V91H61ZM224 91H222V93H229V92H226V89H223ZM145 91V90H144ZM168 91V90H167ZM170 91V90H169ZM174 91V90H173ZM179 91H181V90H179ZM183 91V90H182ZM161 92H163V91H161ZM184 92V91H183ZM203 92V91H202ZM208 92H210V91H208ZM173 93H175V91L173 92ZM173 93H171V94H173ZM190 93V92H189ZM145 94V93H144ZM160 94V93H159ZM179 94V93H178ZM178 94H176V96L178 95ZM180 94H181V92H180ZM209 94V93H208ZM219 94V93H218ZM217 94V95H218ZM230 94V93H229ZM228 94V98H232V96H230ZM186 95V94H185ZM204 95V94H203ZM206 95V94H205ZM204 95V96H205ZM216 95V96H217ZM223 95V94H222ZM149 96V95H148ZM158 96V95H157ZM156 96V94H155V97H157ZM210 96V95H209ZM227 97V94H225L224 95V97ZM230 96V97H229ZM234 96V95H233ZM150 97H152L151 95H150ZM166 97V96H165ZM191 97V96H190ZM215 97V96H214ZM223 97V96H222ZM65 98V97H64ZM157 98H159V97H157ZM156 98V99H157ZM182 98V97H181ZM199 98V97H198ZM209 98V97H208ZM212 98V97H211ZM228 98H226L228 101V103L230 104V102L233 104L232 106L234 107V108H232V110L234 111V112H232V113H230V115H236V112H237V114L239 113V111L241 110H243V109H240L241 107H239V106H236V104H235V100H234V98H233V100L234 101H230V100H232L231 98L230 99H228ZM67 99H69V98H66V100ZM177 99V98H176ZM216 99V98H215ZM218 99V98H217ZM226 99L224 98V100H225V102H226ZM152 100V99H151ZM160 100V99H159ZM184 100V99H183ZM196 100V99H195ZM37 101V102H36ZM59 101V100H58ZM169 101V100H168ZM173 101H175V100H173ZM190 101H191V98H190ZM210 101V100H209ZM217 101H219V100H217ZM223 101V100H222ZM264 101V100H263ZM60 102V105H59V107H58V109L59 110H62V106H63V103H62V101L60 100L59 101ZM171 102H172V100H171ZM210 102H212V101H210ZM176 103V102H175ZM184 103V102H183ZM187 103V102H186ZM186 103L184 104V105H186ZM199 103H200V101H199ZM224 103V102H223ZM22 105V106H24V105H26V108H27V110L28 111H30V112H32V113H37L38 115H41V116H43L44 118H40L38 115L37 116H35V115H31V116H20L19 114H17V107L19 106V105ZM174 104V103H173ZM222 104V103H221ZM220 104V105H221ZM226 106L228 105V104H226V103H224ZM177 105V104H176ZM175 104L172 106V104H171V107H173V108H175V110H176V108H177V110L175 111L177 114L178 113H180V119L182 118L181 116L183 115V116H186L187 114H188V116H189V113L188 112H186L187 114H185V113H183L182 111H181V109L183 110H189L188 109V107H189V105L187 104L185 107H187V108H185V107H182V106H184L183 104L180 106V107H182L181 109L180 108H178L179 106V104L176 106ZM194 105V104H193ZM199 105V104H198ZM209 105V104H208ZM155 106V105H154ZM162 106V105H161ZM166 106V105H165ZM223 106V105H222ZM225 106V107H226ZM170 107V108H171ZM192 107V106H191ZM220 107V106H219ZM228 108L230 107V106H227ZM238 107V109H240V110H236L235 108H237ZM45 108V109H44ZM83 108V107H82ZM166 108V107H165ZM165 108H162V109H165ZM170 108L168 109V106H167V109L168 110H166L167 112L168 111H170ZM223 108V107H222ZM221 108V109H222ZM157 110L155 111V112H157L160 108H156ZM236 110V112H235V110ZM262 109H264V108H262ZM83 110V109H82ZM82 110H80V112L82 111ZM124 110V109H123ZM161 110V109H160ZM183 110V111H184ZM231 109H229V111H230ZM163 111V110H162ZM165 111V110H164ZM166 111L164 112L165 114H164V116L162 115V116H160V117H166V118H164L163 120H162V118H160V120L162 121H160L163 125L166 123V122H163L164 120H166L167 119V116H169L170 114H174V113H172V111L170 112V114L169 115H167V116H165L167 113H166ZM200 111V110H199ZM211 111V110H210ZM225 111V110H224ZM240 111V113L239 114H242L243 116H241V118H243L244 116H246L248 113H247V111H245L244 112V110H243V112H241ZM205 112H207V111H205ZM204 112V113H205ZM217 112H218V110H217ZM228 112V111H227ZM157 113H159V114H161V112L160 111H158ZM182 113V114H181ZM195 113V112H194ZM220 113V112H219ZM222 113V112H221ZM235 113V114H234ZM156 114V113H155ZM163 114V113H162ZM191 114V116H192V113H190ZM198 114V113H197ZM216 114V113H215ZM214 114V115H215ZM226 114V113H225ZM239 114L237 115V116H239ZM252 115H250V112H249V116L247 115L246 116V118H243L244 119V121H245V123H244V125H243V120H242V122H240L239 124H241V125H239L238 124V119H239V117H238V119H237V116H236V118H235V120L237 119V124L239 125H237V127H235V128H237V129H241L242 127H245L243 130H246V131H244V132H242V134L240 133L239 134V132L240 131H242V130H240V131H238L237 133H234V132H232V131H230L231 130V127L229 128L228 126V123H226L228 126H220V125H216L218 128H219V126H220V128H223V129H221L222 131L224 130H228V129H230V130H228V132L230 131V132H232V133H234V134H230L229 135V133H226L225 132V134L226 135H228L227 137H229V136H231V135H243V134H246L247 133V135L246 136H248V135H250V136H252V135H254V134H257V132L258 131H261V125H259V127H258V129H256L257 127H255L256 126V124H258V123H256V121H254L255 119H257V118H255V116L256 115H254V120H253V122H255V125H253L252 126V128H254L255 127V129H253L252 130V128H250V126H249V124L248 123H250L249 121H251V123H253L252 122V120L251 119H253V118H251V117H253V113H251ZM226 115H228V114H226ZM230 115H228V116H230ZM157 116H159L158 114H157ZM171 116H173V115H170V117ZM178 116V115H177ZM176 116V117H177ZM183 117V119H181V121H184L185 122V118H189V117ZM205 116V115H204ZM219 116V115H218ZM155 117H156V115H155ZM248 117V118H247ZM251 119H250V118ZM158 118V117H157ZM173 118V117H172ZM197 118V117H196ZM226 119L228 118V117H225ZM168 119H169V117H168ZM167 119V120H168ZM174 119H176L175 118V116H174V118H173V120ZM199 119V118H198ZM205 119H207V118H205ZM229 119H231V118H229ZM246 119H247V121H246ZM249 119V120H248ZM154 121H157L156 119H153ZM152 120V121H153ZM176 120H179V119H176ZM175 120V121H176ZM188 120V119H187ZM235 120H234V122H235ZM122 121V120H121ZM174 121V122H175ZM193 121V120H192ZM211 121V120H210ZM124 122V121H123ZM157 122H159V121H157ZM168 122H170V119L168 120ZM173 121H172V123H174ZM179 122H180V120H179ZM188 122V121H187ZM186 122V123H187ZM196 122V121H195ZM209 122V121H208ZM212 122V121H211ZM218 122V121H217ZM222 122V121H221ZM128 123V122H127ZM126 123V124H127ZM152 123V122H151ZM156 123V122H155ZM155 123H153V124H155ZM159 124V125H162V124ZM178 123V122H177ZM215 123V122H214ZM247 123V124H246ZM130 124V123H129ZM137 124V123H136ZM144 124V123H143ZM152 124V125H153ZM158 124V123H157ZM157 124H155L156 126H159V125H157ZM182 124V123H181ZM196 124H198V122H196ZM195 124V125H196ZM203 124V123H202ZM207 124H209V123H207ZM246 124V125H245ZM132 125V124H131ZM151 125V127H148L149 129L151 128V129H153L154 127H156V126H152ZM163 125L160 127H158V128H160V129H158L156 132H157V134H159L160 136H163V135H172L173 134V132L174 131H176V130H174V131H172V129L174 128V127H176V125L177 124H175L174 123V125H172L171 123L168 125L167 123L165 124V125H167V127L169 126L170 127V125H172V129L171 130H169L168 132H170V133H168L167 132V129H169V128H167L165 125H164V127H165V130H161L162 129V127H163ZM187 125V124H186ZM185 125V126H186ZM222 125H224V124H222ZM230 125H232V124H230ZM234 125H236V122L233 124V126ZM137 126V125H136ZM146 126H148V125H146ZM196 126H199V125H196ZM205 126V125H204ZM240 126H242L241 128H238V127H240ZM247 126H249V129H248V127ZM79 127V126H78ZM139 127V126H138ZM164 127H163V129H164ZM201 128H202V126H200ZM207 127H208V125H207ZM207 127H205V128H203V131L205 130V133L203 132V134H206L207 132H211V133H208L207 135H209V137L211 136V138H210V140H212V138L214 139V136L217 134V132L218 131H220V130H216L217 132H213L212 131V128L214 127H208L209 129H207L206 130V128ZM227 127V128H226ZM147 128V130H149ZM167 128V129H166ZM197 129H195V127L193 126V129L194 130H191L192 132H194L195 130H196V133H198V135H196V137L198 136H200L199 134H201L199 131L201 130V128H199V130H198V127H196ZM235 128H234V130H235ZM128 129H129V127H128ZM144 129V128H143ZM146 129V128H145ZM150 129V130H151ZM191 129V128H190ZM211 129V130H210ZM215 129H217V128H215ZM74 130V129H73ZM120 130V129H119ZM146 130V131H147ZM159 130H161V131H159ZM186 130H187V128H186ZM233 130V131H234ZM255 130L257 131L256 133H255ZM264 130V129H263ZM123 131V130H122ZM145 131V133L144 134H146L147 132L148 133H154V130L151 132H149V131H147L146 132ZM161 132V133H164L163 135L161 134V133H159V132ZM162 131H165V132H162ZM172 131V132H171ZM189 131V130H188ZM198 131V132H197ZM207 131V132H206ZM223 131V132H224ZM250 131H252V132H254V133H249ZM156 132L154 133V136H156L155 134H156ZM168 134H167V133ZM185 132V131H184ZM212 132L215 134H213L214 136L212 137ZM246 132V133H245ZM262 132H264V131H261V133L260 134H262ZM140 133V132H139ZM176 133H178V132H176ZM175 133V134H176ZM37 134V136L35 137V135ZM73 134H74V131H73ZM132 134V133H131ZM174 134V135H175ZM187 134V133H186ZM211 134V135H210ZM218 134H220V135H218ZM217 135H216V137L218 138H215L214 140L217 142V140L219 141V139L221 138V133L219 132ZM225 134L223 133V135L225 136ZM264 134V133H263ZM52 135V136H51ZM116 135V134H115ZM138 135V134H137ZM142 135V134H141ZM150 135V134H149ZM207 135H204L203 137H205V136H207ZM258 135V134H257ZM134 136V135H133ZM153 136V137H154ZM160 136H156V137H160ZM168 136L167 137H165V138H167V139H164V138H162V139H164L163 140V144H164V148H163V150H162V152L163 153H166V156H168V154H169V150H170V154H169V158L171 159V163H173V165L175 166L176 164L178 165L179 163L180 164H182V162H183V164H184V162L186 163L187 161H185L186 159H187V157H185V156H183V152L181 153V155L183 156V157H181L179 154H180V152H179V150H181V145L179 146L180 148H177V146L174 144V146H173V149L175 150V152H174V150L172 149V147L170 148V147H168V148H170L169 150L167 149V147L166 146H170V139H172V138H174V140H176L175 139V137L176 136H171V137H169L168 138ZM181 136V135H180ZM179 136V137H180ZM186 136H188V135H186ZM201 136H202V134H201ZM224 136H223V140H224ZM238 136V137H239ZM263 135H261V137H262ZM119 137V136H118ZM117 137V138H118ZM144 137H147V134H146V136H144ZM143 137V138H144ZM149 137V136H148ZM147 137V138H148ZM152 137V138H153ZM155 137V138H156ZM195 137V138H196ZM227 137H226V139H227ZM233 137V136H232ZM232 137H230V138H228L229 140H231L232 139ZM235 137H237V136H235ZM258 137V136H257ZM261 137L259 138V139H261ZM73 138L74 139H76V137H74V135H73ZM116 138V139H117ZM126 138H127V136H126ZM149 138H151V137H149ZM177 138V137H176ZM182 138V137H181ZM192 138H194V137H192ZM201 138V137H200ZM200 138H197V139H200ZM206 138V137H205ZM245 138H247V137H245ZM249 138V137H248ZM253 138H254V136H253ZM78 139V138H77ZM122 139V138H121ZM128 139H130L129 137H128ZM145 139V138H144ZM159 140H160V138H158ZM169 139V140H168ZM178 139H180V138H177V142H179L178 141ZM184 139V138H183ZM202 139V138H201ZM207 139H208V136H207ZM217 139V140H216ZM221 139V140H222ZM225 139V140H226ZM228 139L226 140L227 142H229L228 141ZM41 140V139H40ZM152 140V139H151ZM158 140V141H159ZM173 140V139H172ZM194 140H196V139H194ZM194 140H193V142H194ZM206 140V139H205ZM214 140H212V142L211 141H209V139L207 140V141H209L210 142V144H208V145H205V146H207V148H208V146L212 149V147L214 148V147H216V145H214ZM221 140H220V142H221ZM237 140H238V138H237ZM254 140V139H253ZM38 142H39V140H37ZM36 141V139H35V143L37 142ZM63 141V142H62ZM71 141V140H70ZM70 141H69V146H70ZM134 141H136V140H134ZM153 141H154V139H153ZM155 141H157V139H155ZM157 141V142H158ZM162 141V140H161ZM161 141H159V143L161 142ZM198 140H196V142H197ZM199 141H203V140H199ZM235 141V140H234ZM233 141V142H234ZM247 141H249L248 139H247ZM246 141V142H247ZM252 141V140H251ZM257 140L255 139V141H252V142H256ZM261 141H263L264 142V139H261ZM29 142V141H28ZM38 142H37V145H41V144H38ZM72 142V141H71ZM117 142H120V141H117ZM137 142V141H136ZM151 142V141H150ZM176 142V143H177ZM200 142V143H201ZM203 142H205V141H203ZM209 142H205V143H202V145L203 144H207V143H209ZM219 142V147H221L220 146V144H222V143H220ZM232 142V141H231ZM232 142V143H233ZM252 142H248V143H252ZM259 142V141H258ZM257 142V143H258ZM33 143H34V140H33ZM32 143V144H33ZM34 143V144H35ZM174 143H175V141H174ZM188 143V142H187ZM200 143H198L197 142V145L199 146L200 145ZM226 142L225 141H223V144H225ZM28 144V143H27ZM29 144L31 145V143L29 142ZM162 144V143H161ZM172 144H173V141H172ZM179 144V143H178ZM182 144H183V142H182ZM216 144V143H215ZM217 144H218V142H217ZM222 144V145H223ZM236 144H239V143H236ZM240 144H242V147H245V146H243V145H246L247 143H245V144H243L242 142H240ZM258 144H262V145H260V146H263L264 144L261 142V143H258ZM257 144V145H258ZM72 145V144H71ZM184 145V144H183ZM195 145V144H194ZM214 145V146H213ZM225 145H227V144H225ZM230 145V144H229ZM229 145L225 148V147H221L222 149L220 150V148L218 147V149L220 150V152L223 154V150H227L228 148H229ZM234 145V144H233ZM248 145V144H247ZM256 145V144H255ZM256 145V146H257ZM29 146V145H28ZM28 146H27V148H28ZM42 146V145H41ZM41 146H37L38 148H36V153L34 152L35 150L32 148V147H36L35 145L34 146H32V147H30L29 146V150H31V148H32V150L31 151H33L34 152V154H35V157H39L38 156V154L40 153V154H42L40 151H42V147ZM55 146V145H54ZM124 146V145H123ZM123 146H122V148H123ZM132 146V145H131ZM204 146V145H203ZM203 147L202 149H196V150H201V151H199V152H203V151H205V150H207V148L206 147ZM231 146V145H230ZM237 146V145H236ZM232 147L233 149L234 148H237V147ZM251 146H254V145H250V147ZM260 146H258V147H260ZM26 147V146H25ZM41 147V149H40V151H38L39 150V148ZM121 147V146H120ZM125 147V146H124ZM143 147H145V146H143ZM143 147H141V149L143 148ZM200 147V146H199ZM246 147H248V146H246ZM245 147V148H246ZM255 147V146H254ZM254 147H252L251 148V150H255V151H253V152H256L257 150L259 151V150H262V149H264V147L262 148V147H260V148H254ZM27 148L25 149V151L24 152H26V150H27ZM70 148H71V146H70ZM140 148V147H139ZM196 148V147H195ZM204 148H205V150H204ZM225 148V149H224ZM231 148V149H232ZM239 148H240V146H239ZM238 148V149H239ZM22 149V151H23V149H24V146H23V148H21ZM144 149V148H143ZM183 149V148H182ZM211 149H208L207 150V152L208 151H210ZM230 149V148H229ZM232 149V150H233ZM237 149V150H238ZM249 149L250 148H248L247 149V151L246 150H243V148L241 149V150H239V151H241V152H238V151H234V152H237V153H242L243 151H244V156H246L245 155V152H246V154H247V152H250L249 151ZM257 149V150H256ZM20 150V149H19ZM29 150H27V151H29ZM145 150V149H144ZM31 151L29 152L30 153V155H31ZM158 151V150H157ZM167 151V152H166ZM176 151L177 152H179V153H176ZM183 151H185V149H183ZM192 152H194L195 153V151H193V150H191ZM197 151V153L196 154H192L193 156H198V152ZM214 152V154H216L217 153V151L218 150H216L215 148H214V150H213ZM228 151V150H227ZM226 151V152H227ZM264 151V150H263ZM262 151V152H263ZM32 152V153H33ZM137 152H138V150H137ZM139 152H141L140 150H139ZM159 152V151H158ZM158 152H156V153H158ZM174 152V153H173ZM186 152V151H185ZM210 152H212V151H210ZM262 152L260 151V153L262 154ZM187 153V152H186ZM185 153V154H186ZM219 153V152H218ZM217 153V154H218ZM225 153V152H224ZM231 153H233V151L231 152ZM231 153H226V155L227 154H230L231 155ZM257 153H259V152H257ZM259 153V154H260ZM33 154V155H34ZM175 154V156H173ZM200 155H202L201 153H199ZM204 154V153H203ZM206 154V153H205ZM208 154H209V152H208ZM211 154V153H210ZM236 154V153H235ZM253 154V153H252ZM254 154H256V153H254ZM253 154V155H254ZM261 154L259 155V156H261ZM29 155V156H30ZM137 155H138V153H137ZM171 155V156H170ZM179 156V157H181L182 159L181 160H183L182 162H181V160H180V158H178L179 160H177L176 159V156ZM190 156V153H187V156ZM191 155V156H192ZM207 155V154H206ZM230 155H228L229 157H230ZM233 155H234V153H233ZM242 155V154H241ZM253 155H251L252 157H250V153H249V155H247L248 157H249V163H248V157L246 158V160L244 159L243 160V162H241V160H240V162L241 163H244V161H245V163H248L249 165L251 164H253L254 163V156ZM256 155H258V154H256ZM6 156V157H5ZM145 156V155H144ZM190 156V157H191ZM193 156L191 157V159L193 158ZM208 156H210L211 157V155H208ZM207 156V157H208ZM220 157V155H217V156H215V157ZM228 156H226L227 158H228ZM240 156V155H239ZM239 156H238V154L237 155H235V157H237V158H239ZM243 156V158H245ZM263 157H264V153H263V155H262ZM23 157H25V156H21V159H23ZM26 157H27V155H26ZM34 156H32V159L34 160V161H36L34 158H33ZM139 157L141 158V156L140 155H138V159L136 158V156L134 157V158H136V162L138 163H140V162H142V158L140 159V161H139ZM173 157H174V159H173ZM189 157V158H190ZM200 157V156H199ZM218 157V158H219ZM223 157H224V154H223ZM226 157H224V159L226 158ZM234 157V156H233ZM255 157H257V156H255ZM146 158V157H145ZM184 158V159H183ZM196 158H198V157H196ZM203 158H206V157H204L203 155H202V160H200V159H196V161H195V159L194 160H192V161H190V159H187V160H189L190 162H191V165H188L189 167H192V165L194 164V162L196 163H198L199 162V160L201 161V163H205L206 164V161H203ZM209 158V157H208ZM217 158V159H218ZM236 158V159H237ZM250 158H252V159H250ZM18 159V158H17ZM31 159V158H30ZM31 159V160H32ZM165 159H167V157L165 158ZM177 160L178 161V163H177V161H174V160ZM212 158H209V160H207L208 162H211V161H213L214 159H212ZM216 159V160H217ZM231 159H232V156H231ZM236 159L234 160L235 161V163L239 160H237L236 161ZM240 159H241V157H240ZM258 159V158H257ZM16 160V159H15ZM19 160V159H18ZM25 160H29V158H27V159H25L24 158V160L23 161H25ZM30 160V161H31ZM135 160V159H134ZM147 160V159H146ZM173 160V161H172ZM204 160H206V159H204ZM213 161V162H211L212 164H214L215 162H218V164L216 163L215 165H219V163H220V165H222V161H224V163L226 164L227 163V161H228V159H227V161L226 160H222V161H220L221 160V157H220V159H218L217 161ZM232 160V165H233V161ZM253 160V161H252ZM23 161H21V164L23 165V163H27V162H23ZM126 161V160H125ZM143 161H144V159H143ZM167 161H169V159H167ZM180 161V162H179ZM189 161L187 162V163H189ZM220 161V162H219ZM226 161V162H225ZM229 161H231V160H229ZM228 161V162H229ZM262 161V160H261ZM261 161H259V162H261ZM16 162V161H15ZM18 162V161H17ZM31 162H33V161H31ZM30 162V163H31ZM176 162V163H175ZM259 162H256V163H259ZM263 163H264V160L262 161ZM262 162L260 163V164H262ZM8 162L6 161V165L7 166H9L10 164L8 163ZM19 163V162H18ZM134 162H132V164H133ZM136 163V164H137ZM139 163H138V168H139V166H141V164L139 165ZM143 164H144V166H146L145 164H147L145 161L144 162H142ZM186 163V164H187ZM196 163V165H199V164H197ZM256 163H254L255 165H256ZM15 164V163H14ZM27 164H29V163H27ZM32 165H34L33 163H31ZM31 164H30V168L32 167L31 166ZM115 164V163H114ZM131 164V165H132ZM205 164H204V166H205ZM211 164V165H212ZM225 164L223 165V166H225ZM239 164V162H237V165ZM247 164V165H248ZM253 164V165H254ZM259 164V165H260ZM73 165V164H72ZM134 165H135V163H134ZM133 165V166H134ZM150 165V164H149ZM203 165V164H202ZM202 165H200V166H202ZM209 165V164H208ZM210 165V166H211ZM227 165V164H226ZM229 165H230V162H229ZM246 165V166H247ZM250 165V166H251ZM252 165V167L253 168H255V165L253 166ZM24 166H25V164H24ZM28 166V165H27ZM136 166V165H135ZM134 166V169L137 167H135ZM144 166H143V168H144ZM179 166H181V165H179ZM182 166H184V165H182ZM200 166H198V167H200ZM204 166H202L203 168H204ZM210 166H208V167H206L205 166V168H209ZM231 166V165H230ZM238 166H240V165H238ZM238 166H236V164L234 165V168H233V166H232V168H233V170H232V168L231 169H229L228 170V172L226 173V174H230L229 175V178H232V179H234V177H232L231 175V173L233 172V171H235L236 169V167H238ZM241 166H244V167H239L240 169L241 168H247V175H245L246 174V172H243V173H245V174H243L244 176H249V174L251 175L252 174V171H253V169H252V171L250 172L249 171V169L251 168L250 166L248 167H246L245 166V164L243 165H241ZM261 166V165H260ZM262 166H264V165H262ZM17 167V166H16ZM142 167V166H141ZM152 167V166H151ZM150 167V168H151ZM184 167H186L187 168V166H184ZM188 167V168H189ZM201 167V168H202ZM212 167V166H211ZM211 167H210V169H211ZM218 167V166H217ZM221 167V166H220ZM219 167V169L218 170H216V169H214L213 168V170L211 169V170H206L205 168V170L209 173V171L210 172H212L213 171V173L211 174V178L213 179V183L215 184H217V186H215L213 183H209V180H208V178L206 179V180H208V183L209 184H207L208 185V188H206L207 186H205L206 184L205 183H207V181L206 180H204V181H206V182H201V180H199L202 176H203V173L201 174H198L199 173V170L197 169V171H196V173H195V168L193 169V168H189V170L190 171H185V173L186 172H188V174L187 175H183V171H180V169H181V167H180V169L178 170V172H177V170H176V175L178 174V176H180L179 177V180L178 181H180V183L178 182V183H176L177 181V179H178V177L176 176V175H174V174H171V172H175V169L174 170H171V167H167V170L165 171V170H163V171H165L166 173H167V177L169 178V179H171V181L168 179L167 181H169L170 183L171 182H173V183H169L170 184V187H169V185H168V183H167V185L165 184V186H164V184L161 182V184H160V182H159V185H161V186H164L165 188H167L168 187V191H167V195H163V194H165L164 192H161V194H162V201H163V204H164V207H165V211L166 212H168V211H170L169 212V214L171 213H173L172 215L174 216V214L176 213L178 216H177V218H176V221L174 220L175 218H173L172 220L173 221H175V222H171L170 221V217H172V215H170L169 216V214L167 215V216H162V212H160L161 210H162V208H160L159 207V209H157L158 207L157 206H154V209L153 210H155V208H156V210L157 211H155V214H157V212H158V214L156 215V218L158 217V218H160V214H161V216L163 217V219H156L155 221H158V222H161L162 223V221L164 220L165 222L168 220V221H170L169 223H166L165 224V222L163 221V223H164V225H163V223L161 224L164 228H163V231H165V232H161V235H159V237H161L162 238V233H163V236H167L168 237V235L169 236H171L172 234H173V237H175L176 239H178V240H176L175 241V238L173 239V237H172V239L177 243L176 245H173V247H171L172 245H170V246H167L166 248H167V250L169 249V251H167L168 253L170 252V250L172 249V248H175V246H177L175 249H176V251L177 250H179V248H182V250L180 249L179 251H180V253L182 254V252H184V254L186 255V257H187V255L189 254V255H191V258H189L190 256L188 255V257H187V260L188 259H191L190 260V262L192 263H194V264H264V225L262 226V225H260L259 223H257V222H251V223H249L248 224V221H247V216H245L244 218H240L239 217V213H240V211L238 210V209H236V208H241L242 207V210H244V209H246V208H243L244 206L242 205V204H245V203H240V202H236L237 204H236V211H239L238 212V214L236 213V211L235 210H233L232 208H231V206H232V204L234 203L233 201H234V198H236V196L237 195H234V194H236L238 191H236L235 190V187H231V190L233 191V189L232 188H234V190L236 191V193L234 192V194H233V192H231V190L229 189V186L227 185V183L229 182H231L230 180H232V179H229L228 177H226V179H229V180H226V182H225V185H224V179L222 180L221 179V177L220 176H225V175H216V176H214V172L215 171H220V172H226V171H224V170H227V169H225V168H228V165L227 166H225V168L224 167H222L223 168V170L221 169ZM256 167H257V165H256ZM19 168H21V167H19ZM19 168H17L18 170H22V169H19ZM122 168V167H121ZM146 168V170L148 171V172H150V168H149V166H148V164H147V166L145 167ZM149 170H148V169ZM162 168V167H161ZM177 169H178V167H176ZM185 168V169H186ZM215 168H216V166H215ZM28 169V168H27ZM27 169H26V171H27ZM32 169H34V166L32 167ZM38 169V168H37ZM122 169H124V168H122ZM141 169V168H140ZM139 169V170H140ZM235 169V170H234ZM238 169V168H237ZM259 169V168H258ZM264 169V168H263ZM263 169H262V171H263ZM15 170V169H14ZM24 172H25V167H24ZM144 170V169H143ZM151 170H153V171H155L154 169H151ZM161 170V171H162ZM191 170L193 171V173L191 172ZM204 170V171H205ZM215 170V171H214ZM222 170V171H221ZM231 170V171H230ZM251 170V169H250ZM256 169H254V171H253V174L254 175H252L253 176V178L255 177V174H257L256 173V171H259V170H261V168L259 169V170H256ZM8 170H6V172H7ZM12 172H13V174H14V171L13 170H11ZM10 170H9V172H11ZM15 171H17V170H15ZM130 171V170H129ZM133 171V170H132ZM135 171V170H134ZM133 171V172H134ZM159 171V170H158ZM157 171V172H158ZM160 171V172H161ZM231 173H230V172ZM237 171V170H236ZM242 171V170H241ZM11 172V173H12ZM43 172V171H42ZM137 172V171H136ZM141 172V171H140ZM152 172V171H151ZM149 173V174H151V176L153 177L154 175H152V173ZM157 172L156 173H154L155 175L157 174ZM182 172V173H181ZM191 172V173H190ZM4 173L5 172H3V171H1V169H0V178H3L2 176L4 175ZM11 173L9 174H6L5 173V175L4 176H6V175H10L11 176ZM17 174H18V176L20 175L19 173H21L20 171H19V173L18 172H16ZM23 173V172H22ZM22 173H21V176H23L22 175ZM127 173H129L128 171H127ZM159 173V172H158ZM179 173H180V175H179ZM205 173V172H204ZM207 173V174H208ZM234 173V172H233ZM238 173V172H237ZM240 174H242L241 172H239ZM239 173L237 174V178H239V177H241V179H242V176L243 175H239ZM249 173V174H248ZM3 174V175H2ZM28 174H31V173H29L28 172ZM40 174V173H39ZM45 174V173H44ZM43 174V175H44ZM134 175H132V176H135V178L138 176V175H135L136 173L134 172L133 173ZM138 174V173H137ZM140 174V173H139ZM181 174H182V176H181ZM190 174V175H189ZM196 176H200V175H202V176H200V177H196V180H194L196 183H198V182H200L202 185H204V188H203V186H202V188L204 189H200V188H198V191H199V193H197V195L199 194V196H197V197H195L194 199L193 198H191L190 197V195H189V193H188V188L190 187V186H193L194 185V181L191 179L192 177L194 178V176L195 175ZM207 174H204V175H206L207 176ZM236 174V173H235ZM41 175V174H40ZM144 175H146V174H144ZM158 175V178L159 177H162L161 175H162V173H161V175L160 174H157ZM157 175L155 176V177H157ZM160 175V176H159ZM189 175V176H188ZM194 175V176H193ZM262 175H264V171L262 172ZM12 176H14L13 178L14 179H17V176L16 175H12ZM31 176V175H30ZM141 176V175H140ZM148 176V175H147ZM146 176V177H147ZM150 176V175H149ZM148 176V177H149ZM151 176H150V180H148L149 182L151 181H154L153 179H151ZM183 176H185V180H184V177ZM186 176H188L187 178H186ZM192 176V177H191ZM228 176V175H227ZM243 176V179H242V181L241 180H239L240 182H236V183H234L235 181H233V186H236V188H237V185L240 183L241 184V182H242V188H249L250 186L251 187H253L254 185H256V181L261 177H259L258 179H257V176H256V181L255 180H252V181H250V179L252 178V176H251V178H249V180H248V182H244V180H245V177ZM146 177H144V178H146ZM183 177V178H182ZM207 177H209V176H207ZM31 178V177H30ZM30 178L28 179V180H30ZM132 178V177H131ZM130 178V179H131ZM138 179H139V181H141L142 182V184L144 183V180H143V176L141 177V180H140V178H139V176L137 177ZM136 178V179H137ZM158 178H156V179H158ZM182 178V179H181ZM189 178V179H188ZM198 178V179H197ZM236 178V177H235ZM263 178V179H262ZM32 179V178H31ZM134 178H132V180H133ZM136 179H134V180H136ZM146 179H148V178H146ZM162 179V178H161ZM248 179V178H247ZM11 180V179H10ZM27 180V179H26ZM182 180H184L183 182L184 183H186L185 181L187 180V183L186 184H182L181 186H180V184L182 183ZM236 180H238V179H236ZM259 180H264V176L263 177H261ZM18 180H16V182H17ZM21 181H23V180H20L19 181V183L21 182ZM24 181H25V178H24ZM23 181V182H24ZM116 181V180H115ZM156 181H160L159 179L158 180H156ZM162 181V180H161ZM190 181V182H189ZM211 181V180H210ZM223 181V182H222ZM250 181V182H249ZM253 181H255V182H253ZM12 182L14 183L15 182V180L13 181L12 180ZM15 182V183H16ZM26 183L27 182H29V181H25ZM25 182H24V184H25ZM114 182V181H113ZM146 182V181H145ZM150 182V183H151ZM188 182H189V184H188ZM193 182V183H192ZM10 183H11V181H10ZM114 183H116V182H114ZM113 183V184H114ZM119 183V182H118ZM117 183V184H118ZM140 183V182H139ZM150 183H148V187L150 186ZM152 183H155L154 184V186L156 185V182L154 181V182H152ZM151 183V184H152ZM190 183H192L191 185H190ZM199 183V184H200ZM223 183V184H222ZM238 183V184H237ZM248 183H255L254 185H249L248 186ZM258 183H259V181H258ZM30 184V183H29ZM145 184L146 183H144V185H143V188H144V186H145ZM231 185H232V183H230ZM229 184V185H230ZM235 184H237V185H235ZM240 184H239V186H240ZM261 184H263V182H261ZM16 185V184H15ZM20 185H22L21 183H20ZM75 185V184H74ZM118 185H120V184H118ZM157 185H158V183H157ZM156 185V186H157ZM198 185V184H197ZM209 185H214L215 187H216V189L218 188L219 190H217L216 191V189H215V187L214 186H212V190H211V187H209ZM222 185V186H221ZM230 185V186H231ZM244 185H246V186H244ZM258 185V184H257ZM260 185V184H259ZM258 185V186H259ZM17 186H18V184H17ZM226 188H225V187ZM244 186V187H243ZM263 186V190H262V188H260L261 190H262V194H264V185H262ZM261 186V187H262ZM12 187H14V185L12 186ZM121 187V186H120ZM141 187H142V185H141ZM148 187H146V190H145V188H144V190L146 191V194H148V192L150 193V192H152V190H154V189H148ZM151 187V186H150ZM160 189H161V187L160 186H158ZM157 187V188H158ZM196 187V186H195ZM223 187V189L224 190H227V188L229 189V191L231 192V194H232V197H231V195H230V192H229V194H227L228 192V190L226 191V193L224 192V190L223 189H221ZM241 187H239V189L241 188ZM256 187V186H255ZM260 187V186H259ZM117 188V187H116ZM140 188V187H139ZM155 188V190L157 191V189H156V187H154ZM158 188V189H159ZM165 188H163L164 190H165ZM197 188V187H196ZM195 188V189H196ZM241 188V192H244V193H241L242 194V197L240 198V196H239V198L240 199H242L244 196H243V194H249V195H247V196H249L250 198H251V196L252 195H256V193L254 194V192H255V189H253V188H251V190L253 191V194H250V193H247L248 191L246 190H244L243 191V189ZM3 189V188H2ZM1 189V190H2ZM141 189V188H140ZM148 189V190H147ZM159 189V192H156V193H153V194H156L155 196H158L157 194L158 193H160V191H163L162 189L160 190ZM190 189H191V187H190ZM192 189H193V187H192ZM202 190V191H200V190ZM210 189V190H209ZM238 189V190H239ZM259 189V188H258ZM259 189V190H260ZM115 190V189H114ZM142 190V189H141ZM140 190V191H141ZM144 190H142V192L144 193L145 191ZM149 190H151V191H149ZM194 190V189H193ZM213 190H214V192H213ZM223 190V191H222ZM251 190H249L250 192H252ZM257 190V189H256ZM13 191V190H12ZM19 191V190H18ZM21 191V190H20ZM29 191H31V190H24L23 192H20V193H24V194H22V197H23V195H25V192L26 193H29ZM218 191H220L221 193H217ZM142 192H141V196H143V198H144V195L145 194H143L142 195ZM189 192H190V190H189ZM194 192V191H193ZM202 192V193H201ZM225 194H224V193ZM246 192V193H245ZM256 192H258V191H256ZM261 192V191H260ZM259 192V193H260ZM17 193V192H16ZM239 193V192H238ZM259 193H257V195H260V196H262L261 194H259ZM18 194V193H17ZM115 194H117V193H115ZM224 194V195H223ZM227 194V195H226ZM0 195H4V194H0ZM11 198L13 197V198H15L14 196H16V194H15V192L13 191L12 193H11ZM14 195V196H13ZM138 195L139 194H137V197H138ZM225 195L226 196H229L230 195V197H231V199L233 200H230L229 198L230 197H228V199H226V197H225ZM238 195H240V194H238ZM5 196V195H4ZM8 196H10V195H8ZM26 196V195H25ZM167 197V199H166V197ZM234 196V197H233ZM247 196L246 197H244V198H246V200H247ZM64 197V196H63ZM145 197H148L147 199H149V196L147 195H145ZM164 197V198H163ZM255 197H257V196H255ZM8 198V197H7ZM10 198V197H9ZM155 199H153V200H151L152 202H155L156 200H157V202H160L158 199H156V197H154ZM238 198V199H239ZM243 198V199H244ZM253 198V197H252ZM0 199H1V197H0ZM111 199H112V197H111ZM119 199V198H118ZM138 199V198H137ZM165 199H166V201H165ZM237 198H236V201L238 200ZM15 200V199H14ZM123 200V199H122ZM149 200V202H148V205H150L151 206V201ZM226 200H230V201H226ZM252 200H256L255 198L254 199H252ZM260 200V199H259ZM258 200V201H259ZM6 201V200H5ZM9 201H10V199H9ZM112 201V200H111ZM138 202L140 201L139 199L137 200ZM144 201H145V199H144ZM233 203H232V202ZM238 201H241V200H238ZM242 201H245V200H242ZM262 201H264V200H262ZM261 201V202H262ZM7 202H8V200H7ZM6 202V203H7ZM137 202V203H138ZM141 203L143 202V201H140ZM157 202H155V203H157ZM227 202H231L232 204L229 206V204L227 203ZM245 202H247V204H249V199H248V201H245ZM250 202H251V200H250ZM256 202V201H255ZM9 203V202H8ZM7 203V204H8ZM114 203V202H113ZM116 203V202H115ZM145 203V202H144ZM144 203H143V205H144ZM160 203H162V202H160ZM252 203L254 204V201H252ZM257 203V205H259L258 204V202H256ZM263 203V202H262ZM139 204V203H138ZM147 204V203H146ZM146 204H145V208H144V206L142 205V204H140L139 206H143L142 207V209H146ZM3 205V204H2ZM11 204L9 203V205H7V208L10 206ZM15 205H17L16 203H15ZM111 205V204H110ZM156 205V204H155ZM239 205V206H238ZM241 205V206H240ZM250 206H253V205H251V203L249 204ZM257 205H254L255 207H252V208H250V206H248V205H246V206H248V208L250 209V211L249 212H251L252 210L251 209H254L255 211H256V206ZM18 206V205H17ZM123 206V205H122ZM128 206V205H127ZM150 206H148V207H150ZM235 205H233V207H234ZM118 208H119V206H117ZM141 207H138V208H141ZM9 208H13L12 206L11 207H9ZM26 208H28V209H31V208H29V207H25L24 208V210H26ZM153 207H151L150 209H152ZM247 208V210H249ZM260 209L262 208V206L260 205V207H259ZM264 208V207H263ZM0 209H2L3 210V208H0ZM20 209H22V208H20ZM51 209V208H50ZM120 209V208H119ZM141 209V210H142ZM1 210V211H2ZM116 210V209H115ZM147 210H148V208H147ZM259 209H257V211H258ZM3 211H5V210H3ZM11 211H12V209H11ZM28 211V210H27ZM31 211H32V209H31ZM34 211V210H33ZM38 211V210H37ZM41 211H43V210H41ZM46 211H47V209H46ZM48 211H50V210H48ZM127 211V210H126ZM163 211H164V208H163ZM185 211H189L190 212V216H189V221H187L186 220V222H188V225L186 224V222H185V218H184V215H186L185 214ZM235 211V212H234ZM244 211H246V210H244ZM262 211H264V209L262 210ZM261 210L259 211L260 213L262 212ZM112 212V211H111ZM119 212V211H118ZM124 212V211H123ZM146 212V211H145ZM149 212L151 213V211L149 210ZM258 212V213H259ZM113 213V212H112ZM121 213V212H120ZM129 213V212H128ZM187 213V212H186ZM259 213V215L257 214V212H255V213H253V214H257L258 216H260V215H262L263 214V212H262V214H260ZM119 214V213H118ZM152 215H153V211H152V213H151ZM175 214V215H176ZM122 215V214H121ZM140 215V214H139ZM111 216V215H110ZM143 216V215H142ZM155 216V215H154ZM169 216V217H168ZM257 216V217H258ZM264 216V215H263ZM263 216H260V217H262L263 219H262V221L261 222H263V224H264V217ZM127 217V216H126ZM138 217V216H137ZM260 217H259V219L257 218L256 219V221L258 220V222H260ZM3 218V217H2ZM1 218V219H2ZM164 218H166V219H164ZM1 219H0V222H1ZM160 220V221H159ZM5 221V220H4ZM11 221V220H10ZM136 221V220H135ZM138 221V220H137ZM12 222V221H11ZM119 222H121V220L119 221ZM143 222H144V220H143ZM157 222V223H158ZM7 223H8V221H7ZM13 223V222H12ZM145 223V222H144ZM155 223V222H154ZM157 223H155V225L157 224ZM173 223V224H172ZM6 224V223H5ZM14 224V223H13ZM112 224V223H111ZM120 224H123V223H120ZM137 224H138V222H137ZM140 224V223H139ZM169 224V226H167ZM171 224V225H170ZM262 224V223H261ZM158 225H160V224H157L156 226H154V227H156V229H159L160 230V227L158 226ZM12 226V225H11ZM118 226V225H117ZM116 226V227H117ZM125 226H126V224H125ZM124 226V227H125ZM146 226V225H145ZM153 226V225H152ZM161 226V227H162ZM9 227V226H8ZM14 227H16V226H14ZM158 227V228H157ZM186 227L188 228L187 229V231H188V235H186ZM5 228H7V227H5ZM12 228V227H11ZM10 228V229H11ZM126 228H127V226H126ZM142 228L143 227H141V229L140 230H142ZM148 228V227H147ZM2 228H0V231L2 232V230H1ZM112 229H114V228H112ZM121 229V228H120ZM155 229V228H154ZM162 229V228H161ZM6 230V229H5ZM8 230V229H7ZM139 230V231H140ZM170 230V231H169ZM4 231V230H3ZM116 231V230H115ZM145 231V230H144ZM161 231V230H160ZM173 231V232H172ZM121 232V231H120ZM127 232V231H126ZM157 232V231H156ZM170 232V234H168ZM185 232V233H184ZM113 233H114V230H113ZM119 233V232H118ZM152 233H154V232H152ZM130 234V233H129ZM148 234V233H147ZM151 234V233H150ZM164 234H166V235H164ZM174 234L176 235V236H174ZM117 235V234H116ZM116 235H114V236H116ZM143 235V234H142ZM153 235V234H152ZM119 236V235H118ZM125 237V236H124ZM136 237V236H135ZM143 237V236H142ZM147 237V236H146ZM166 238V237H165ZM1 239V238H0ZM15 239H16V237H15ZM123 239V238H122ZM169 239V238H168ZM171 239V240H172ZM16 240H18V238L16 239ZM118 240V239H117ZM141 240H143V239H141ZM144 240H145V237H144ZM166 240V239H165ZM170 240V239H169ZM172 240V241H173ZM121 241V240H120ZM119 241V242H120ZM172 241H166L165 242V244L167 245L168 244V242H172ZM172 242V243H175V242ZM178 241H180V242H178ZM11 242V241H10ZM127 243V242H126ZM180 243V244H179ZM12 244V246H13V243H11ZM138 244V243H137ZM140 244V243H139ZM170 244V243H169ZM168 244V245H169ZM182 244V245H181ZM141 245V244H140ZM165 245V246H166ZM181 245V246H180ZM134 246V245H133ZM180 246V247H179ZM14 247V246H13ZM136 247V246H135ZM185 249H184V248ZM188 247H189V249H188ZM187 248V249H186ZM175 249H173V250H175ZM183 249L185 250V251H183ZM117 250H119V249H117ZM127 250V249H126ZM133 250V249H132ZM163 250H161V253H163L162 252ZM164 251H165V248H164ZM166 251H165V255H162V258L164 257V259H162V260H166V264L168 263V264H170L169 262H171L172 261V259H173V261H175V263H176V261L178 260V261H181V259H180V256L177 254H175V252L176 251H174V254L176 255V256H179V258L176 260L175 258H176V256L175 257H172V259H171V261L168 259L169 258V255L170 254H166ZM182 251V252H181ZM132 252V251H131ZM136 252V251H135ZM173 252V251H172ZM188 252H190V253H188ZM1 253V252H0ZM120 253H121V250H120ZM138 253H139V251H138ZM141 253V252H140ZM131 255V254H130ZM140 255H142V254H140ZM173 254H171L170 255V257L172 256ZM183 255V254H182ZM185 255H183L184 257H185ZM126 256V255H125ZM165 256H166V258H165ZM174 256V255H173ZM182 256V257H183ZM128 257H130V256H128ZM168 257V258H167ZM175 259V260H174ZM167 260H169L168 262H167ZM172 261V262H173ZM177 261V262H178ZM172 262H171V264H172ZM181 262H183V261H181ZM185 262H189V260L188 261H186V259L184 258V262L183 263H185ZM182 263V264H183ZM187 263H185V264H187ZM174 264V263H173ZM178 264H180V263H178Z\"/></svg>",
	"mask_w": 264,
	"mask_h": 264
}]
</instances>
